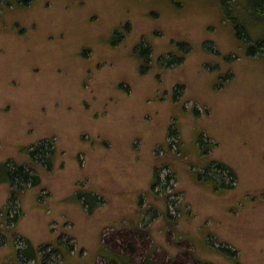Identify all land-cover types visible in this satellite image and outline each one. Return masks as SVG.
Segmentation results:
<instances>
[{"label":"rangeland","instance_id":"rangeland-1","mask_svg":"<svg viewBox=\"0 0 264 264\" xmlns=\"http://www.w3.org/2000/svg\"><path fill=\"white\" fill-rule=\"evenodd\" d=\"M254 46L221 0H0V163L40 176L0 182V264H264Z\"/></svg>","mask_w":264,"mask_h":264},{"label":"trees","instance_id":"trees-1","mask_svg":"<svg viewBox=\"0 0 264 264\" xmlns=\"http://www.w3.org/2000/svg\"><path fill=\"white\" fill-rule=\"evenodd\" d=\"M23 1L26 2L27 0ZM221 11L227 22H229L233 26V30L237 39H239V41H245L247 38L251 37L255 45L254 47L262 50V56L264 57V0H221ZM247 16L250 17V19H247ZM243 35L245 37H243ZM201 138L202 141H199L197 145L198 153H201L202 150L203 133L201 134ZM51 141L49 143L55 144V141L53 139ZM32 152L33 155L35 157H38L40 161L43 162L45 160L46 163H50L55 153V149L52 150L49 146L38 143L37 148ZM198 173L199 172L195 173V175ZM199 177L200 175L197 177L196 181L206 185V182L201 181V177ZM156 179L157 177L154 178V181ZM5 181H12L13 183H17L20 186H26L28 184H31L32 186H38V184L40 183V176L37 171L33 172L29 168H26V166L23 164H21V166L18 165L16 167H9L6 165V163H0V182ZM209 184H212V186H217L215 181H211ZM211 188H213L214 191H224L226 189V187L214 186ZM75 195L77 197V200L82 203L83 207H89L90 213L96 208L97 198L95 196V193L91 191H78ZM58 243L59 242L57 239L55 248L60 249ZM38 248H34L33 246H31L28 241L24 252L26 256L30 257V259L36 260L39 257ZM212 248L220 253L223 252L224 254H229V251H223V249L225 248H215L213 245ZM65 249H67V251H71L68 246H66ZM42 257H45V255H43ZM113 257L115 258L117 264H125L120 255H113Z\"/></svg>","mask_w":264,"mask_h":264}]
</instances>
